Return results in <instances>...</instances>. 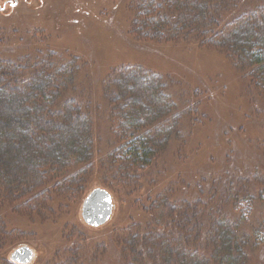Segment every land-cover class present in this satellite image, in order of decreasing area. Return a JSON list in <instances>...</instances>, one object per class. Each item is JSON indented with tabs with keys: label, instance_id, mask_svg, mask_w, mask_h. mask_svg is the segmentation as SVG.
Masks as SVG:
<instances>
[{
	"label": "trees",
	"instance_id": "trees-1",
	"mask_svg": "<svg viewBox=\"0 0 264 264\" xmlns=\"http://www.w3.org/2000/svg\"><path fill=\"white\" fill-rule=\"evenodd\" d=\"M128 1L135 9L130 31L135 41L175 42L191 35L201 47L223 52L250 80L248 88L258 98L254 111L263 113L264 4L249 9L228 0L232 10L222 12L218 4L223 0ZM38 49L34 56L17 59L0 53V264H14L9 256L22 246L6 254L20 232L10 215H37L44 223L50 222L47 215L55 221L61 214L56 208L68 210L81 197L77 220L70 225L78 239L63 235L65 244L55 249L52 260L35 264H101L97 254L102 245H108L106 264H264V155L244 159L235 147L226 153L216 133L212 147L204 151L200 145L197 154L209 158V165L192 167L185 149L175 155L186 158L184 167H192L186 173L174 170V160L165 158L181 136L183 114L195 109L210 126L219 101L201 94L184 105L170 95L159 74L140 66H122L103 79L86 77L78 83L73 74L80 59L67 62L52 49ZM100 93L113 123L114 145L97 161L98 132L90 128L94 119L85 114L82 97L100 111ZM203 102L208 107L202 108ZM233 124L217 121L214 126ZM251 126L264 130V122ZM258 142L264 146V136ZM93 159L100 181L115 186H141L154 166L146 215L115 218V194L103 184H92L84 193ZM96 187L110 193L115 208L106 225L93 229L99 239L84 248L80 207ZM140 208L144 212L142 201Z\"/></svg>",
	"mask_w": 264,
	"mask_h": 264
},
{
	"label": "rangeland",
	"instance_id": "rangeland-1",
	"mask_svg": "<svg viewBox=\"0 0 264 264\" xmlns=\"http://www.w3.org/2000/svg\"><path fill=\"white\" fill-rule=\"evenodd\" d=\"M231 1L237 7L241 5V8L244 5L249 9L258 4H264V0ZM223 2L225 4H218L222 12L228 8L232 10V2L228 0ZM134 10L128 0H14L13 2L0 0V53L17 59L18 55L19 57L27 54L34 56L40 47L44 49L42 51L54 50L67 62L73 58L80 59L82 61L77 62L78 71L73 74L78 83L87 81L86 77L89 80L90 77L94 80L103 79L110 71L122 66H140L159 74L157 76L161 80L164 79L163 82L168 86L170 95L175 100L184 101V105L192 103L194 98L201 94L206 99L208 97L213 99L216 104L219 101L216 120H213L210 126L206 125L207 121L198 115L195 109L193 112L188 111L183 114L179 137L181 139L175 138L173 145L165 153V158L168 156L169 161L174 160L172 165L174 170L186 173L201 162L203 166L209 165V158L206 161L203 154L200 158L197 154L200 145L204 151L212 147L216 133L219 146L226 153L235 147L244 159L264 155V146L258 142L264 136V130L251 126L253 123L260 126L264 122V108L261 114L254 111L258 98L253 91L254 88L253 90L248 88L250 80L235 69L229 57H226L223 52L214 48L201 47L196 42V38L191 35H188L186 39H177L175 42L135 41L136 38L130 32L132 22L134 23ZM231 16L233 17V14ZM28 64L32 63L28 62ZM39 66L34 64L32 68L36 71L39 70ZM201 85L207 92L201 89ZM83 99L85 114L89 113V116L91 115L94 119L90 128L95 127V131L98 132L94 146H96L95 156L99 161L105 158L106 153L113 148V123L109 119L106 99H103L101 93L96 97L98 104L103 107L100 111H94L93 106L85 100V96L82 97ZM205 104L207 106V103L203 102L202 108ZM229 120L234 124L224 128L214 126L217 121L224 125L228 124ZM240 125L243 126V131ZM61 136L64 139L67 138V135ZM180 150L186 152L185 155H188L189 165H193L192 167L189 165L184 167L186 158L175 155ZM173 153L174 157H172ZM198 159L202 161L198 162ZM221 162H224L223 158ZM92 168L93 170L88 171L84 176L86 182L84 193L92 184H103L115 194L118 206V215L116 214L115 218L122 220L134 212L139 215L147 214L149 196L146 191L148 188L154 189L152 186L154 166L147 170V177L149 175L150 177L147 181L143 178L141 186L130 184L115 186L108 182L104 184L96 174L98 163L95 164L94 159ZM143 175L146 176L145 172ZM81 200L82 197L75 200L68 210L56 208L55 211L61 214L54 215L56 219L58 218L55 221L47 215L44 217L50 222L45 223L37 215L30 217L25 216L24 213L10 215V220L15 223L20 232L13 235L6 254L16 246L25 245L34 253L30 264L52 260L55 249L65 244L62 238L78 239L76 233L71 235L70 229H72L71 222L77 220ZM141 201L145 208L144 212L140 208ZM114 208L113 203V211ZM61 216L68 221L63 220ZM51 222L54 225H51ZM85 226L84 224L83 227L80 226L82 236L84 235L81 242L86 241L84 248L90 241L95 242L99 239L96 231L86 226L89 228L87 229ZM102 246L97 258L101 264H106L109 255L106 250L108 245ZM81 252L83 254L84 250L82 249ZM108 264L113 263L108 261Z\"/></svg>",
	"mask_w": 264,
	"mask_h": 264
},
{
	"label": "water",
	"instance_id": "water-1",
	"mask_svg": "<svg viewBox=\"0 0 264 264\" xmlns=\"http://www.w3.org/2000/svg\"><path fill=\"white\" fill-rule=\"evenodd\" d=\"M113 212V200L110 193L96 187L84 198L80 207V218L84 225L97 229L106 225ZM34 253L28 246L17 247L10 254V261L14 264H30Z\"/></svg>",
	"mask_w": 264,
	"mask_h": 264
},
{
	"label": "flooded vegetation",
	"instance_id": "flooded-vegetation-1",
	"mask_svg": "<svg viewBox=\"0 0 264 264\" xmlns=\"http://www.w3.org/2000/svg\"><path fill=\"white\" fill-rule=\"evenodd\" d=\"M14 0H11V2H13ZM9 4V3H8ZM13 4V3H12ZM11 6H13V5H11Z\"/></svg>",
	"mask_w": 264,
	"mask_h": 264
},
{
	"label": "snow or ice",
	"instance_id": "snow-or-ice-1",
	"mask_svg": "<svg viewBox=\"0 0 264 264\" xmlns=\"http://www.w3.org/2000/svg\"><path fill=\"white\" fill-rule=\"evenodd\" d=\"M13 6H15V5H13Z\"/></svg>",
	"mask_w": 264,
	"mask_h": 264
}]
</instances>
